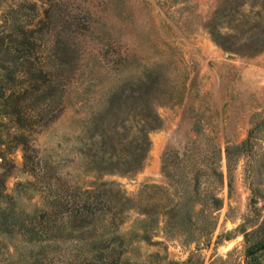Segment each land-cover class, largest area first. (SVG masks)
I'll return each instance as SVG.
<instances>
[{
  "label": "rangeland",
  "instance_id": "obj_1",
  "mask_svg": "<svg viewBox=\"0 0 264 264\" xmlns=\"http://www.w3.org/2000/svg\"><path fill=\"white\" fill-rule=\"evenodd\" d=\"M11 92L0 264L74 261L109 222L120 264H264V0H0V108ZM84 191L89 227L24 234Z\"/></svg>",
  "mask_w": 264,
  "mask_h": 264
},
{
  "label": "trees",
  "instance_id": "obj_2",
  "mask_svg": "<svg viewBox=\"0 0 264 264\" xmlns=\"http://www.w3.org/2000/svg\"><path fill=\"white\" fill-rule=\"evenodd\" d=\"M16 32H14V36L12 34L13 39H16L15 37L16 34H18V30ZM18 44L22 45L23 42L18 41ZM224 49L227 50L231 48L229 46H226L224 47ZM46 74L48 75L47 71H44L43 67L40 68L38 72V77H36V82L39 83V80L41 82V79H39V77L41 76L44 78ZM150 74L151 73H149L146 78H149ZM41 85H37V83H35L32 91L38 92L41 88L45 86V84ZM143 86H145V83H143ZM150 89H152V84L146 85V90L148 92ZM25 94L26 92H21L15 95L14 92H11L7 97L1 98L2 104L0 111H3L6 107L10 108L11 104V112L15 113V115L19 114L20 109L23 108V104L28 100ZM148 120L150 123L148 125L150 129H152L154 127V123H157L158 121L156 116L148 117ZM20 143L23 147L24 153L27 154L28 143L25 140ZM141 154L142 150H135L134 152L129 154V156L131 157L132 161H138ZM0 158L1 198L3 197L2 191L4 190V177L12 166L10 163L8 164L6 158L1 153ZM24 160L26 163L31 161L30 158L27 157V155H24ZM90 193L91 192L89 191H84L83 196H85V198L84 200H82L83 203L79 204L82 206H80L79 209L76 210V212L70 210L68 202H57L54 208L53 206H50L52 207L51 210H49V208L45 211L43 210L39 215L34 218L32 222H30L32 227L24 230V234L28 235L29 237H33L35 240L45 242L43 248H50L52 245L58 246V239H60L61 237H65L64 234H62L66 223L63 217L65 214L69 213L68 219L71 216L74 217V219L71 221L72 223L70 222V226L76 231H81L83 228L89 227V222H87L88 216H95L97 212L98 214L100 213L99 215H102L103 210L102 206L101 208L95 207L99 200L97 198L90 197ZM212 202L217 209L221 206V201L217 197H214ZM112 226H114L113 222H109L108 225L103 224L100 228V233H98V238L96 242H92L91 244H87L86 242L78 244L79 242H74L73 249L75 252L72 254V259L74 258L75 260L58 261L60 262L59 264H120L119 258L121 253L118 250L120 247V243H117L116 246L113 245L115 238L110 235V232H108L109 228ZM261 248L264 249L263 245L261 246ZM256 253L257 251L254 248L247 250L246 264H257L255 258ZM45 257V253L42 254L40 252L35 258L33 264H55V261L51 260L44 263L43 260H45Z\"/></svg>",
  "mask_w": 264,
  "mask_h": 264
}]
</instances>
